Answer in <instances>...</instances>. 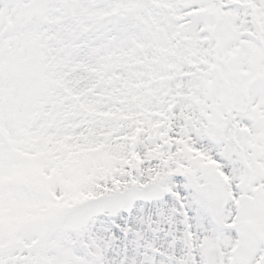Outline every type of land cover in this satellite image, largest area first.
I'll return each mask as SVG.
<instances>
[{
  "label": "snow or ice",
  "instance_id": "obj_1",
  "mask_svg": "<svg viewBox=\"0 0 264 264\" xmlns=\"http://www.w3.org/2000/svg\"><path fill=\"white\" fill-rule=\"evenodd\" d=\"M0 264H264V0H0Z\"/></svg>",
  "mask_w": 264,
  "mask_h": 264
}]
</instances>
